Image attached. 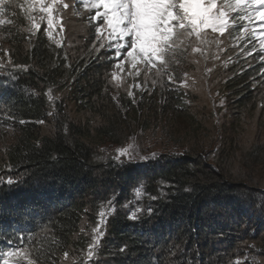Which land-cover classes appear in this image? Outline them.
Returning <instances> with one entry per match:
<instances>
[{"label": "trees", "instance_id": "1", "mask_svg": "<svg viewBox=\"0 0 264 264\" xmlns=\"http://www.w3.org/2000/svg\"><path fill=\"white\" fill-rule=\"evenodd\" d=\"M12 14L18 19L15 31L3 32V56L16 72L9 85L0 82V125L16 133L0 151V259L16 249L26 250L36 264H60L65 252L81 257L90 242L79 234L81 222L86 217L96 223L106 199L119 207L107 222L117 264H264V146L261 131L255 144L254 137L241 144L238 133L242 115L253 118L264 107L256 100L264 91L257 85L264 84L259 50L244 55L250 57L247 68H220L216 94L236 105L235 116L227 115L218 132L209 113L189 108L197 100L185 90L175 89L164 102L160 93L159 103L156 96L138 105L125 95L116 101L105 76L115 66L112 55L102 54L103 61L72 58L65 44L52 43L42 31L31 34L20 6H12ZM238 23L230 30L239 35ZM227 40L232 44L233 38ZM48 90L65 92L66 106L49 103ZM156 125L170 134L185 130L178 144L194 134L184 149L168 143L140 152L126 148L137 129L155 132ZM219 133L222 147L213 143ZM105 141L126 149L125 160L96 159ZM4 170L12 183L1 181ZM138 188L142 208L132 219L126 205Z\"/></svg>", "mask_w": 264, "mask_h": 264}, {"label": "rangeland", "instance_id": "2", "mask_svg": "<svg viewBox=\"0 0 264 264\" xmlns=\"http://www.w3.org/2000/svg\"><path fill=\"white\" fill-rule=\"evenodd\" d=\"M77 0H57V3L53 5L52 20L53 23L51 27L48 26V14L46 12L40 11V9L47 4L51 3V0H44V4H40L37 0L36 3H31L28 0L24 3L23 0H15L12 4V0H5L3 5H0L2 13H0V19L5 21L4 24L0 25V82L4 85H9L12 82V74L16 72L15 68H12L7 63V45L8 36L4 33H10L15 31L13 26L16 25L17 16L12 14V6H20V10L23 11L24 15L28 18L27 24L32 35H36L39 31H42L46 37L54 44L61 45L65 44L69 54L72 58H90L103 61L105 58L102 54L108 53L112 55L113 60L116 61L115 66L112 69H108L109 72L105 74L109 77V87L112 92L113 98L117 100H122L123 95L129 100H134L137 105L143 101L145 98L150 96H156L158 103L162 98V101L170 100L171 96L176 94L175 89L185 90L186 94L192 99L197 100L196 108L190 106L192 111L199 110V113L207 112L210 114L212 119V126L217 128V131L221 129L225 121L224 118L227 115H232L234 111V105L236 101L233 99L232 103L229 100H223L219 95L216 94L217 87L219 86V70L222 66L231 65H241L240 69L249 67V64L243 65L245 61H249V55L253 52H259L256 45L262 48V54L264 55V45L261 44V36H264V27L261 25L264 22L260 21L258 15L253 14L251 21L243 19L244 13L237 11H229V27L223 32H213L211 29L206 30L207 38L211 41L210 44L202 45L197 42L196 37H190L183 43H179L175 50L174 57L172 55L166 56L167 68H164L159 62L156 63V68L149 70V66L143 64H137L135 68L131 66L127 59H125L124 52L126 49H122L120 54H117V41L108 35V29L103 26V19L94 20L92 17L95 15L96 9L92 8L89 4L82 3L76 5ZM223 3V0H219ZM18 3L20 5H18ZM67 4L68 7H63ZM102 11V9H100ZM12 14V15H11ZM11 15V17H10ZM43 17V19H41ZM237 21V22H236ZM239 22V23H238ZM33 23L40 24L39 29L33 28ZM236 23H238V32L230 30ZM97 27H101V31L97 32ZM4 32V33H3ZM227 36L233 38L232 44L228 43ZM131 39L130 37L128 38ZM124 43V41H120ZM103 45V46H102ZM195 48H199L200 51H194ZM230 48V49H229ZM111 52V53H110ZM2 54V55H1ZM261 56V52L258 53ZM237 61L236 63H233ZM120 64L121 67H116ZM157 69H162L159 76L156 75ZM115 73V76L113 75ZM171 76V81L168 77ZM261 77V76H260ZM264 87V84L257 83ZM164 90V91H163ZM131 93V95H129ZM51 99H49V90L47 91L48 101L55 103L57 100L61 102V106H66L65 92L60 90H50ZM258 103L264 106V91H261L260 95L256 96ZM226 103L224 106L223 103ZM219 103V106L216 105ZM259 105V104H258ZM165 108L160 111L163 114L167 111ZM57 110V109H55ZM54 110V112H55ZM241 115V110L236 109ZM252 111H247L245 114L251 115ZM170 110H168V114ZM191 112L190 115L194 116ZM71 117L68 111H65L64 117ZM161 116L154 119V122L160 121ZM235 116L232 115L231 119ZM240 119L239 125V136L242 137L241 144H250L252 137L255 138L259 131H261V142L264 146V107L259 106V111L256 116ZM239 116V117H242ZM63 117V118H64ZM69 117V118H70ZM238 117V118H239ZM245 117V118H244ZM72 118V117H71ZM187 118V117H186ZM252 118V119H251ZM164 119V117H163ZM230 119V117H229ZM191 121V119H189ZM164 121V120H163ZM187 122L188 119H186ZM176 123L178 120L175 121ZM201 123V122H199ZM241 125V126H240ZM157 125L154 127L155 132L152 130L143 131L142 128L137 129L131 135L130 141L133 142L131 146L126 148L134 147L139 152L148 149L149 147H161L163 144L168 143L170 148L173 145H179L181 149H184L189 145L194 132L186 136L183 139V144H178L181 134L185 135V130L178 132L177 129H171L170 131L164 130ZM160 127V128H159ZM178 127V126H177ZM225 127V126H224ZM159 128V129H158ZM158 129V130H157ZM16 131L12 128H6L0 125V151H4L7 145L13 143L14 134ZM249 137V141L245 138ZM224 139L222 136L216 135L214 138V144L216 147L223 144ZM124 142L123 144H125ZM122 144V145H123ZM119 144H115L111 141H105L97 151L98 156L96 159H106L113 158L116 161L122 162L124 155H120L118 150ZM148 147V148H147ZM241 146H236L239 158L233 160L235 166L234 169L237 171L242 163V157L240 156ZM248 149V147H247ZM144 153H141L142 156ZM245 153H242L244 155ZM2 180L8 181L9 174L7 171H1ZM143 190L142 188L136 189L135 195L132 196L134 199L126 205V210L130 212L138 211L142 208L139 202L142 199ZM111 197H113V192H111ZM101 208L96 216V223H90L86 217L82 220L79 234L87 235L90 239L88 248L84 251L80 257L77 252H71L67 257H63L60 264H117L116 256L118 250L113 245L112 239H107V222L109 219V212L111 210L119 209L116 202L106 199L101 200ZM122 209V207L120 208ZM101 213L104 215L101 216ZM98 221L99 229H97ZM93 247V255L89 257L88 251L89 246ZM119 251L124 252V250L119 246ZM167 256V251L164 252ZM29 258V254H28ZM18 259V257H17ZM15 264L13 257L5 256L4 260L0 264Z\"/></svg>", "mask_w": 264, "mask_h": 264}, {"label": "snow or ice", "instance_id": "3", "mask_svg": "<svg viewBox=\"0 0 264 264\" xmlns=\"http://www.w3.org/2000/svg\"><path fill=\"white\" fill-rule=\"evenodd\" d=\"M36 2L37 0H31V3ZM38 2L44 4V0ZM81 2L96 9L92 19H103V26L109 30L108 35L117 41V54L126 49L125 59L133 68L137 64H143L149 66V70L156 68L157 62L167 68L165 57L170 55L174 57L178 44L190 37L195 36L197 42L202 45L210 44L206 30L223 33L229 27V11L239 10L245 14L243 19L249 21L252 20L253 14H256L259 20L264 22V0H223V3L219 0H81ZM4 3L5 0H0V5ZM56 3L57 0H51V3L40 9L48 14L49 27L53 23L52 11ZM63 7L67 8L68 5L64 4ZM2 11L0 9V13ZM4 23L5 21L0 19V25ZM261 26L264 27V24ZM33 28L39 29L40 24L33 23ZM96 30L100 32L101 27H97ZM260 42L264 45V36H261ZM194 51L200 49L195 48ZM116 67L120 68L121 65L117 64ZM161 72L162 69H157L156 75L159 76ZM113 75L115 76V73ZM168 79L171 81L172 77L169 76ZM51 98L49 90V99ZM118 152L125 155L127 150L120 149ZM129 159L131 160L130 156ZM142 159L146 160L148 157ZM12 182L11 179L8 180V183ZM103 215L101 213V216ZM130 218L135 219L136 214L133 213ZM99 224L98 221L97 229L94 231H98ZM7 255L14 258L15 264H36V260L28 258V252L23 249H16ZM88 255L89 257L93 255L91 245ZM64 256L67 257L68 253L65 252ZM235 264L241 262L237 260Z\"/></svg>", "mask_w": 264, "mask_h": 264}, {"label": "clouds", "instance_id": "4", "mask_svg": "<svg viewBox=\"0 0 264 264\" xmlns=\"http://www.w3.org/2000/svg\"><path fill=\"white\" fill-rule=\"evenodd\" d=\"M256 48H257V50H259L260 52H261V60H263L264 61V55L262 54L263 52H262V48H260L258 45H256ZM250 63V61H247V63H246V61L244 62V64L243 65H247V64H249Z\"/></svg>", "mask_w": 264, "mask_h": 264}]
</instances>
